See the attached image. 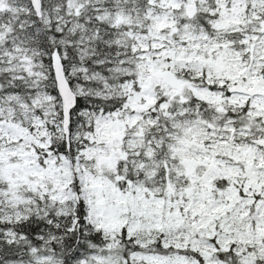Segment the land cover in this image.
<instances>
[{
	"label": "snow or ice",
	"instance_id": "1",
	"mask_svg": "<svg viewBox=\"0 0 264 264\" xmlns=\"http://www.w3.org/2000/svg\"><path fill=\"white\" fill-rule=\"evenodd\" d=\"M0 264H264V0H0Z\"/></svg>",
	"mask_w": 264,
	"mask_h": 264
}]
</instances>
